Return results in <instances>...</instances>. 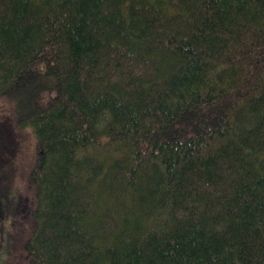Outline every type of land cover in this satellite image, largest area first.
Here are the masks:
<instances>
[{
	"label": "trees",
	"instance_id": "1",
	"mask_svg": "<svg viewBox=\"0 0 264 264\" xmlns=\"http://www.w3.org/2000/svg\"><path fill=\"white\" fill-rule=\"evenodd\" d=\"M0 123L19 264H264V0H0Z\"/></svg>",
	"mask_w": 264,
	"mask_h": 264
},
{
	"label": "rangeland",
	"instance_id": "2",
	"mask_svg": "<svg viewBox=\"0 0 264 264\" xmlns=\"http://www.w3.org/2000/svg\"><path fill=\"white\" fill-rule=\"evenodd\" d=\"M8 115L11 119H14L13 112H9ZM11 125L13 123H10ZM0 126L3 127V124L0 123ZM12 128L19 131V127L12 126ZM26 134L25 136L13 134V139H11V143H7L4 137L0 140V148L3 150V153H8L7 148L15 147L14 159L9 160L8 164L12 167V175L9 178V187L11 194H18L19 192L27 191L26 186V171L29 168L30 164L33 161L34 156V137L31 133L32 130L30 127L25 126L21 129ZM5 144L6 146H4ZM1 152V153H2ZM0 153V161L4 158V154ZM8 153V154H9ZM15 204L16 202L11 201L6 211L3 215L0 216V264H19L20 262V251L17 249V237L15 236L17 224L14 223V215H15ZM27 223H21V230L27 228ZM19 227V228H20Z\"/></svg>",
	"mask_w": 264,
	"mask_h": 264
}]
</instances>
